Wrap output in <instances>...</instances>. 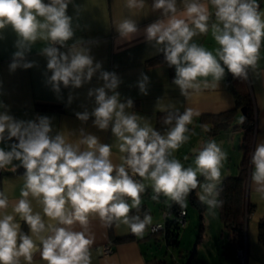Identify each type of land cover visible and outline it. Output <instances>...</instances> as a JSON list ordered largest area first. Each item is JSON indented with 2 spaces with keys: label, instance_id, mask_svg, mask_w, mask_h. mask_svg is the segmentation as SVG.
Returning <instances> with one entry per match:
<instances>
[{
  "label": "clouds",
  "instance_id": "1",
  "mask_svg": "<svg viewBox=\"0 0 264 264\" xmlns=\"http://www.w3.org/2000/svg\"><path fill=\"white\" fill-rule=\"evenodd\" d=\"M180 2L182 12L178 11L177 0H153L151 8L160 15L142 30L137 20L123 18L115 28L117 43L131 42L142 35L147 44L163 54L168 67L174 68L172 83L185 97L216 89L226 73L247 80L249 69H257L264 47V14L258 0H208L214 13L202 0ZM70 4L79 11L74 0H0V39L2 30L8 27L17 36V50L8 69L14 73L36 66L26 57L32 46L42 41L46 46L39 54L47 60L46 69L51 73L47 83L53 92L59 94L61 86L81 88L99 72L103 85L87 93L89 98L94 97L95 107L91 112L75 115L83 123L94 117L93 126L102 131L110 129L116 143H101L84 129L80 130L79 143H70L61 133L54 132L51 117L17 119L10 114L9 106L0 101V169L8 165L14 171L25 169L20 198L11 213L6 211L8 196L0 192V264H22V259L24 264H33L36 252L46 264H91L94 238L88 232V224L93 214L106 227L123 224L142 237L152 224V216L148 212L143 218L131 214L133 209H141V194L146 191L141 181L150 183L154 193L151 199L158 201L163 194L181 209L187 207L188 196L197 188L201 189L198 199L210 215L214 216V209L223 205L219 199L221 169L228 153L221 145L214 139L204 142L194 150V166L185 167L173 155L195 134L188 125L200 113L192 108L169 111L164 123L172 126L161 134L143 117L127 111L133 109L134 101H121L117 91L121 78L115 72L102 70V62H94L91 49L86 46L98 41L78 38L70 47L67 45L78 27H74L73 17L68 14ZM144 6L145 0H125L129 10ZM209 31L218 45L211 51L193 41ZM149 83V76L142 72L137 81L141 94H148ZM73 99L70 93L69 105ZM240 123H244L243 118ZM81 145L86 147L82 150ZM114 146L121 154L119 164L112 160ZM250 163L252 190L264 200V139L256 143ZM199 177H203V182ZM33 199L42 211H34ZM17 216L27 225L28 232L22 230ZM76 224L81 231L74 230Z\"/></svg>",
  "mask_w": 264,
  "mask_h": 264
},
{
  "label": "crops",
  "instance_id": "2",
  "mask_svg": "<svg viewBox=\"0 0 264 264\" xmlns=\"http://www.w3.org/2000/svg\"><path fill=\"white\" fill-rule=\"evenodd\" d=\"M152 2L153 0H145L143 9L129 10L125 7V0H74L75 5L80 6L79 11L70 4L68 14L73 17L74 27L76 25L78 27H76L75 37L68 41L67 45L70 47L78 38H83L86 41H98V43L86 45L91 49L90 54L94 57V62H102V70L115 72L121 78L122 83L117 89L121 94V101L124 102L127 98L134 101L133 109L127 111H134L152 127L155 126L156 115L160 111H174L175 109L184 111L186 108H192L200 113L193 117V121L199 118L203 126L208 127L210 121L208 118H201L203 115H217L232 110L234 117L231 123L216 133L228 131L235 121L236 113L240 111V107L235 105V95L228 85V81L231 83L234 79L230 73H226L224 80L219 83L216 89H207L200 93L192 92L190 96L185 97L172 83L175 76L174 68L168 67L164 59L154 63L148 62L151 57L159 53L144 41L142 35L131 42L117 43L118 33L115 28L123 18L130 16L137 20L142 30L159 17L160 13L154 12L151 8ZM202 2L207 3L209 11L214 13V8L208 3V0H202ZM258 2L260 10L264 14V0H258ZM177 7L179 12L183 11L180 0H177ZM212 21H215L214 14ZM2 33L3 38L0 39V101L9 106L11 115L23 120L34 119L37 115H47L52 118L54 132L61 133L70 143H79L82 139L80 130L84 129L85 133L96 135L101 143L115 145L116 140L110 129L102 131L94 127V117H90L86 123H83L75 115L76 112L85 110L91 112L95 107L94 97L89 98L87 93L89 89L103 85V81L98 79L99 72L93 76L90 83L84 84L81 88L61 86V91L57 94L47 83V77L51 75L46 69L47 60L39 54L46 43L37 41L26 57L29 61H35L36 66L27 70L17 69L14 73H10L8 65L12 60V54L17 50L14 46L17 36L11 27L2 30ZM193 41L205 46L210 51L218 47L210 31L207 35L194 37ZM61 51H66V49L62 48ZM261 57L257 69L255 71L249 69L248 79L244 80L256 110L250 159L258 140L264 139V47L261 48ZM142 72L150 78L147 95L141 94L137 87V81ZM70 93L74 99L69 105L68 96ZM39 104H53L54 106L41 107L38 106ZM241 129L243 132L242 127ZM202 146V142L199 143L198 147ZM85 147V145H81L82 150ZM112 152L113 163L119 164L121 154L118 148L114 146ZM13 163L19 164V161ZM251 171L252 165L249 160L246 192L248 201L253 204V209L247 214L246 232L253 231L258 220L264 217V200L260 199L252 190ZM24 172L23 167L14 171L12 165L0 169V192L8 196L9 207L6 210L8 213H11L13 205L20 198V189L24 184ZM29 199L32 198L29 197ZM32 204L34 211H42L34 199ZM16 219L21 224L22 230L28 232L27 225L18 216ZM45 219L47 220V218ZM158 222L162 221H155V223ZM74 230L81 231L82 229L79 224H76ZM127 230L126 225L122 224L117 226L114 223L111 227H106L98 215H90L88 232L94 238V243L90 248L91 264H159L155 257L148 258L144 251L142 242L149 237L145 235L139 239L129 238L115 241L112 252L103 254V246L111 242L113 235H125L128 233ZM160 237L162 238V235ZM163 241L165 242L164 239ZM244 243L246 247V240ZM246 249L248 264H264V245L259 247V253H250L248 247ZM22 264H24L23 259ZM33 264H46L40 258L39 252L34 254Z\"/></svg>",
  "mask_w": 264,
  "mask_h": 264
},
{
  "label": "rangeland",
  "instance_id": "3",
  "mask_svg": "<svg viewBox=\"0 0 264 264\" xmlns=\"http://www.w3.org/2000/svg\"><path fill=\"white\" fill-rule=\"evenodd\" d=\"M241 118L242 113L238 111L233 123L236 125L232 124L228 131L216 134H209L205 129H208L210 125L203 128L201 127L203 123L199 118L196 119L188 125L195 134L191 135L190 140L175 151L173 155L181 160L185 167L194 166V150L199 149V143L202 142L203 144L209 139H214L228 153V159L221 169V177L226 173L235 174L242 158V150L239 147L242 138ZM185 156L188 157L187 160L184 159ZM199 179L203 182V177H199ZM141 182L145 183L146 186V191L141 194V200L150 211L152 223L163 221L164 217L161 214L163 209L166 208L165 206L168 205L169 199L164 197L163 194L160 195L158 201L151 199L154 193L150 183L147 181ZM194 192L198 197L197 193L201 192V189L197 188ZM129 203H131L130 200ZM186 203L187 215L184 225H180L179 248L166 246L160 236L151 235L142 242L148 258L155 257L159 264H181L186 262L188 258L196 264H236L238 251L229 242L228 231L219 217L218 209H214L215 215L213 216L208 213L207 206L204 204H201L202 210H199L198 206L191 202L189 197ZM127 229L129 232L128 227ZM257 233V226L253 231L246 232V247H248L250 253H259V247H262V244H258ZM257 245L261 246L258 247Z\"/></svg>",
  "mask_w": 264,
  "mask_h": 264
},
{
  "label": "trees",
  "instance_id": "4",
  "mask_svg": "<svg viewBox=\"0 0 264 264\" xmlns=\"http://www.w3.org/2000/svg\"><path fill=\"white\" fill-rule=\"evenodd\" d=\"M163 54L159 53L151 57L148 62L154 63L163 60ZM229 88L235 95V105L236 107H245V112L242 114L244 123H240V126L243 128L242 138L240 141V148L242 150V158L237 166V171L235 174L226 173L222 176V183L220 185L222 191L220 192L219 199L223 201V205L218 209L219 217L222 220L224 227L227 229V236L229 242L233 244L234 247L243 246L245 242L246 235V218L247 214L253 209V204L250 203L247 199V177L249 172V160L250 152L253 143V131H254V120H255V107L252 103L251 94L247 88L246 82L244 79L234 78L230 83L228 81ZM41 107H50L54 106L53 104H39ZM169 111H160L156 115L155 126L154 128L159 131L161 134H165L166 129L170 128L171 125H166L164 123V118L167 116ZM183 112V111H180ZM233 111H225L217 115H203L201 118H208L210 121V126L207 129L209 134H215L220 129L225 128L231 123L233 119ZM201 121V120H200ZM135 179L140 180L138 176ZM190 201L196 204L199 210H202V203L199 201L198 197L195 195L194 190L188 196ZM163 210H166L170 215L164 218L163 227L159 231L150 232L148 229L145 232V236L151 235H162V238L165 240L167 246H172L179 248V232H180V223L177 219V211L181 207L171 200ZM186 211V208H184ZM141 212H137L135 209L132 210L131 214L140 215L143 218L144 212H150L147 209L145 203L141 204ZM163 213V212H162ZM187 215V211H186ZM258 241L264 245V217H261L257 223ZM144 236V237H145ZM129 238H141V236L132 235L129 229V232L125 235L114 236L111 240L112 242L118 240H126ZM183 264H185L183 262ZM189 264H196L190 260ZM216 264V263H210ZM238 264V262H237Z\"/></svg>",
  "mask_w": 264,
  "mask_h": 264
},
{
  "label": "built area",
  "instance_id": "5",
  "mask_svg": "<svg viewBox=\"0 0 264 264\" xmlns=\"http://www.w3.org/2000/svg\"><path fill=\"white\" fill-rule=\"evenodd\" d=\"M59 47V46H58ZM170 215V213L166 210L163 211L162 216L165 218L166 216ZM186 211L185 209H178L177 211V219L181 226L185 223ZM163 227V222L152 223L147 229L150 232L159 231ZM131 232V231H130ZM132 235H134L131 232ZM113 250V242H109L103 246V254H108ZM236 250L238 251V264H248L247 263V254H246V247L245 243L243 246H237Z\"/></svg>",
  "mask_w": 264,
  "mask_h": 264
},
{
  "label": "water",
  "instance_id": "6",
  "mask_svg": "<svg viewBox=\"0 0 264 264\" xmlns=\"http://www.w3.org/2000/svg\"><path fill=\"white\" fill-rule=\"evenodd\" d=\"M240 111H241L242 114H244V112H245V107H241V108H240ZM189 262H190V258H188V259L186 260V262H184V263H185V264H189Z\"/></svg>",
  "mask_w": 264,
  "mask_h": 264
}]
</instances>
